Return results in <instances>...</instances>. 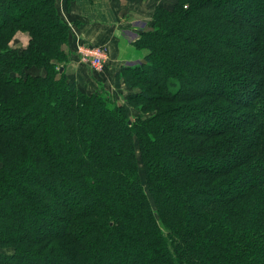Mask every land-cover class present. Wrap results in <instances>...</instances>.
Instances as JSON below:
<instances>
[{"label":"trees","instance_id":"trees-1","mask_svg":"<svg viewBox=\"0 0 264 264\" xmlns=\"http://www.w3.org/2000/svg\"><path fill=\"white\" fill-rule=\"evenodd\" d=\"M73 2L0 0V264H264V0L157 7L133 120L67 80Z\"/></svg>","mask_w":264,"mask_h":264},{"label":"crops","instance_id":"crops-1","mask_svg":"<svg viewBox=\"0 0 264 264\" xmlns=\"http://www.w3.org/2000/svg\"><path fill=\"white\" fill-rule=\"evenodd\" d=\"M159 6L170 7L172 1L74 0L68 8L61 4V14L72 31V38L67 46L69 61L65 66L68 77L76 82L81 90L97 87V80L95 84L90 82L92 79L89 68L77 61L75 42L78 37L79 44L102 45L108 51L106 67L101 75L106 82L99 80L98 86L114 82L123 85V79H120L118 74L122 66L129 67L143 62L145 52L135 48L134 42L147 28L153 10Z\"/></svg>","mask_w":264,"mask_h":264},{"label":"rangeland","instance_id":"rangeland-1","mask_svg":"<svg viewBox=\"0 0 264 264\" xmlns=\"http://www.w3.org/2000/svg\"><path fill=\"white\" fill-rule=\"evenodd\" d=\"M171 1L173 4L174 0H171ZM159 7H162V6H159ZM170 7L163 6L162 8L168 9ZM154 10H153V13H154ZM260 16L263 17L264 13H261ZM70 28H71V26H70ZM77 38H76V42H75L76 43L75 44V52L77 55V61H79L80 64L86 65L89 68L88 72H89V75H91L90 78L92 80H90V82L92 84H95L96 80H97V87L90 89V90L89 89L88 90L82 89L83 92L88 93V94H100L104 100L114 101V104L116 106L123 107L127 111V114L130 117V119H132V120L135 119L140 114V112L128 104V98H130L131 96L138 93L139 90L134 89V88H129L125 84L120 85V84L115 83V82L112 84L107 83L106 85H101V87H99L98 86L99 80L101 82L105 81V79L101 75H103L102 73L104 72V69L106 67V62L108 59V51H107L106 47H104L102 45L88 44V45L84 46L82 44H79L80 39L79 38L77 39ZM28 41H29V36L27 33L18 32L10 41V46L13 48H16L18 50H22L27 46ZM237 41H239V43L244 42L243 40H239V39H237ZM246 44H248V41ZM83 47H85V48H83ZM97 52H98V56L95 58L99 61H102V65H101L100 69H95L89 62H86L83 60L84 55L94 56ZM68 61H69V59H68ZM68 61H67V63H68ZM67 63L65 64V66L67 65ZM64 70H65V68H64ZM62 71H60V72H62ZM31 74H32V76L41 75V73L35 69H31ZM65 74H66V72H65ZM222 75L226 79V75L225 74H222ZM66 78H67V80L73 81L68 77L67 74H66ZM151 113L152 112H148V113L143 114L142 119L148 118ZM194 114L196 115L197 113H194ZM94 116L95 115H93L92 118H94ZM189 120H190V118L186 117L185 120L180 121V123H178V124L179 125L191 124V122H188ZM178 124H175V125H178ZM62 177L64 179V178H67L68 176L66 174V175H63Z\"/></svg>","mask_w":264,"mask_h":264},{"label":"built area","instance_id":"built-area-1","mask_svg":"<svg viewBox=\"0 0 264 264\" xmlns=\"http://www.w3.org/2000/svg\"><path fill=\"white\" fill-rule=\"evenodd\" d=\"M85 48V47H83ZM98 56V52L94 56L84 55L83 60L89 62L95 69H100L102 61L97 60L95 57Z\"/></svg>","mask_w":264,"mask_h":264},{"label":"water","instance_id":"water-1","mask_svg":"<svg viewBox=\"0 0 264 264\" xmlns=\"http://www.w3.org/2000/svg\"><path fill=\"white\" fill-rule=\"evenodd\" d=\"M63 69L61 68L60 71H62Z\"/></svg>","mask_w":264,"mask_h":264}]
</instances>
